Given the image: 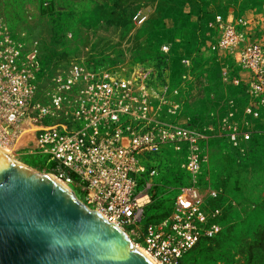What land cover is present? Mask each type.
Masks as SVG:
<instances>
[{"label":"built area","instance_id":"1","mask_svg":"<svg viewBox=\"0 0 264 264\" xmlns=\"http://www.w3.org/2000/svg\"><path fill=\"white\" fill-rule=\"evenodd\" d=\"M262 26L264 12L214 16L209 47L223 66L222 84L244 99L245 119L210 112L203 123L186 111L168 65L124 73L85 61L51 62L41 39L14 28L0 10V143L14 149L33 131L34 139L28 136L15 154L46 156L44 168L89 208L143 237L141 246L162 264H181L202 236L221 229L203 208L207 195L198 190L209 162L208 141L225 137L245 156L264 132ZM182 67L187 80L191 59L183 57ZM167 159L190 175L192 186L177 197L170 217L151 222V180ZM220 213L218 208L213 216Z\"/></svg>","mask_w":264,"mask_h":264},{"label":"rangeland","instance_id":"2","mask_svg":"<svg viewBox=\"0 0 264 264\" xmlns=\"http://www.w3.org/2000/svg\"><path fill=\"white\" fill-rule=\"evenodd\" d=\"M0 10L14 28L41 39L51 62L85 61L124 73L137 66L165 64L193 117L207 123L210 112H216L233 113L240 123L245 119L239 90L222 84L223 66L209 47L210 23L218 13L227 17L263 13L264 0H0ZM183 57L192 62L187 80L182 77ZM254 139L245 156L238 155L225 137L208 141L209 162L198 190L207 195L203 208L221 229L202 236L181 264H264V132ZM13 157L49 172L44 155L18 152ZM171 162L163 161L151 180L148 221L170 217L177 197L192 186L190 175ZM213 190L218 195L208 196ZM218 208L221 213L213 216ZM128 235L143 245L139 234Z\"/></svg>","mask_w":264,"mask_h":264},{"label":"water","instance_id":"3","mask_svg":"<svg viewBox=\"0 0 264 264\" xmlns=\"http://www.w3.org/2000/svg\"><path fill=\"white\" fill-rule=\"evenodd\" d=\"M0 264H157L49 172L0 148Z\"/></svg>","mask_w":264,"mask_h":264},{"label":"bare ground","instance_id":"4","mask_svg":"<svg viewBox=\"0 0 264 264\" xmlns=\"http://www.w3.org/2000/svg\"><path fill=\"white\" fill-rule=\"evenodd\" d=\"M29 136V138H33L34 139V133H33V131H31V132H29L27 135H25V136H22L20 139H19V141H18V143H16L17 144V146H15L14 147V149L15 148H18L19 147V145H20V143H21V141L22 140H28V137ZM28 142V141H27ZM0 148L2 149V150H4L7 154H9L10 156H12L13 157V155H14V153H13V151H14V149L12 148V147H8L7 145H3V144H0ZM14 158V157H13ZM16 159V158H15ZM49 173H51V172H49ZM53 175V174H52ZM54 176V175H53ZM55 177V176H54ZM62 182V181H61ZM63 184H65L66 186H68V188H70V190L71 191H73V189H71V186L70 185H68L67 183H64V182H62ZM74 193V192H73ZM77 196V195H76ZM79 198V197H78ZM140 247H142V246H140ZM142 248H144V247H142ZM147 250V249H146ZM148 251V250H147ZM149 252V251H148ZM150 253V252H149ZM150 255L154 258V260L156 261V263L157 264H162L156 257H154L151 253H150Z\"/></svg>","mask_w":264,"mask_h":264}]
</instances>
